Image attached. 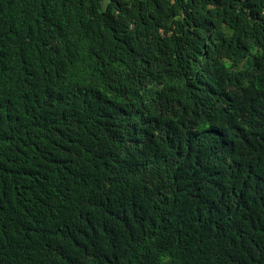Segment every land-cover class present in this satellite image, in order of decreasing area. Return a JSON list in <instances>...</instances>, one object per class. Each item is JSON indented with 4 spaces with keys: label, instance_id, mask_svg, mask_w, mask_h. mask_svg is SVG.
<instances>
[{
    "label": "trees",
    "instance_id": "trees-1",
    "mask_svg": "<svg viewBox=\"0 0 264 264\" xmlns=\"http://www.w3.org/2000/svg\"><path fill=\"white\" fill-rule=\"evenodd\" d=\"M0 264H264V0H0Z\"/></svg>",
    "mask_w": 264,
    "mask_h": 264
}]
</instances>
